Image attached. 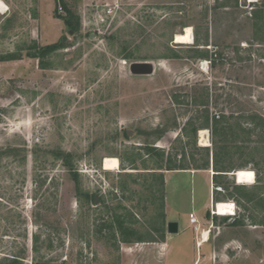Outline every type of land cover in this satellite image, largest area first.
<instances>
[{"label":"rangeland","instance_id":"1","mask_svg":"<svg viewBox=\"0 0 264 264\" xmlns=\"http://www.w3.org/2000/svg\"><path fill=\"white\" fill-rule=\"evenodd\" d=\"M4 1L0 264H124L123 247L137 241H122L117 219L145 242L160 239L166 196L181 228L192 209L203 220L217 173L212 157L209 172L160 170L144 146L199 170L191 154L213 148L212 130L203 128L210 144L202 145L198 129L195 147L189 122H203L206 109L210 125L220 115L264 119V0H107L115 7L104 24L95 21V4L105 0ZM68 10L78 26L66 24ZM187 26L193 42L176 43ZM197 34L207 57L192 49ZM144 60L155 63L154 73L132 74L129 64ZM206 96L205 106L193 100ZM248 120L234 124L224 150L232 171L214 181L215 198L238 209L220 216L232 211L220 204L214 218L240 241L220 264H264V125ZM106 157L119 158L120 169L106 170ZM155 171L165 181L172 171L165 207Z\"/></svg>","mask_w":264,"mask_h":264},{"label":"crops","instance_id":"2","mask_svg":"<svg viewBox=\"0 0 264 264\" xmlns=\"http://www.w3.org/2000/svg\"><path fill=\"white\" fill-rule=\"evenodd\" d=\"M181 171L190 173L209 172L208 169ZM171 172L168 171L166 174V187L168 185V174ZM209 177L210 199L202 204L205 207L206 219H199L193 209L189 212V216L190 213H194L198 218L201 226L200 230L198 232L194 230L193 225L190 223V217L188 226L183 228H181L180 222L177 221L179 224L177 233H168L166 226L164 239L139 241L133 246L123 247V252L126 251L127 254L125 255L124 264H220L221 257L225 255V249L232 248L235 250L240 243L236 236L237 233L231 229L232 227L215 223V217L212 218L209 215V209L215 201H226L222 195H216L218 199L215 198L213 174ZM168 207L166 196V223L176 221V219L169 217ZM213 223L214 225H212ZM206 233L207 235H205ZM227 258L230 259L229 255Z\"/></svg>","mask_w":264,"mask_h":264},{"label":"trees","instance_id":"3","mask_svg":"<svg viewBox=\"0 0 264 264\" xmlns=\"http://www.w3.org/2000/svg\"><path fill=\"white\" fill-rule=\"evenodd\" d=\"M68 16L64 17L66 24L70 25V26H78L79 22L78 20L76 21V23H73V18H74V14L72 13V11L68 10ZM59 16V15H58ZM61 17V16H59ZM201 38L199 37V35L197 34L195 37V43L194 46H192L196 52H200L199 56L200 57H207L208 56V51L204 52L199 45L203 44V45H207L208 43L204 44L200 42ZM62 41L59 43H55L52 45H49L46 49L49 50H55L58 49L59 47L62 46ZM177 56L178 55H174ZM126 57H128L126 55ZM195 103L197 104H203L204 106L207 104L208 102V96H206V99L202 98V99H197L196 97L193 99ZM203 118L204 121L201 122L200 124L197 123H192L189 122V125L191 124L192 126V131L194 134L193 137V145L195 147H197V130L198 129H203V128H210L211 126V130H212V142H213V148H210L208 146H201V147H197L198 149H201L203 152L201 158H196L195 157V152H193L191 154V160H192V164L194 165L195 169H209L210 167V162H211V157H212V163H213V167L214 169L217 171L216 174H214V181L217 182L216 178L217 176H223V175H227V174H223L222 172H229L232 171L231 167H226L224 165V159H225V153L224 150H226L229 146V143L234 139V124L240 125L242 123V121H249L248 119H250L253 123H255V125L257 126H262L264 125V119L258 115V114H252V115H238L235 118L234 123L231 122V117L230 116H226V115H220L219 117L214 116L213 117V121L212 124L210 125V117H209V113H208V109L205 110V112L203 113ZM144 149L146 150L147 154L149 155H153L158 157L157 159V168L156 169H165V170H178V169H190V167L188 166L187 163H185V161L183 160L180 161V163H178L176 161V159H165V152L161 149H159L158 147L154 146L153 143H147L144 146ZM184 155V159L186 157V153H183ZM59 157V156H58ZM186 160V159H185ZM67 163H69V160H66ZM123 164V162L121 163ZM152 176L156 178V181L158 182V184L156 186H158V191L162 193V207H165V201H164V196H165V192H164V186L166 185V181H165V177L163 172H151ZM218 183V182H217ZM240 185H234L235 188H238ZM217 217V216H216ZM117 221L119 222V227L118 229H120L121 231V235H123L122 237V241L124 242H132V238L134 236L135 237V241L139 242V241H145L143 239V236L141 233H139L136 229H134L133 227H129L126 228L124 227V222L120 221L119 219H117ZM160 231V239H164L165 238V228H161L159 229ZM157 239H152L150 241H156Z\"/></svg>","mask_w":264,"mask_h":264},{"label":"bare ground","instance_id":"4","mask_svg":"<svg viewBox=\"0 0 264 264\" xmlns=\"http://www.w3.org/2000/svg\"><path fill=\"white\" fill-rule=\"evenodd\" d=\"M249 1L254 2L256 0H249ZM8 9H9L8 4L4 0H0V13H5ZM193 40H194V37H193V30L191 26H187L184 32L175 34L176 43L188 44V43H192ZM199 136H200V143L202 145L210 144L208 129H200ZM103 166L106 170L120 169V160L117 157H106L103 160ZM220 204L224 206L223 208L225 210H227L228 208L229 209L232 208V211H227L225 215H220V216H227V215L234 213V206L232 202H230L229 204H224L223 201H219V205ZM218 211H219V206H218ZM205 235H207V233Z\"/></svg>","mask_w":264,"mask_h":264},{"label":"built area","instance_id":"5","mask_svg":"<svg viewBox=\"0 0 264 264\" xmlns=\"http://www.w3.org/2000/svg\"><path fill=\"white\" fill-rule=\"evenodd\" d=\"M115 6H113L112 3L110 2H107V0L104 1V3H96L95 4V10H96V14H95V21L98 23V22H101L102 24H104V22H106V19H105V15L106 14H109L111 15L113 13V9H114ZM100 8H102L100 10ZM213 189L215 190H219L220 187H217V186H213ZM230 202L233 203V206H234V213L230 214V215H227V216H236L237 215V204L235 201L233 200H226V201H223L224 204H229ZM218 206H219V201H215L210 209H209V215L213 218L215 216H219L218 214ZM190 223L193 225V228L196 232H198L200 230V224H199V221H198V218L195 216L194 213H190Z\"/></svg>","mask_w":264,"mask_h":264},{"label":"water","instance_id":"6","mask_svg":"<svg viewBox=\"0 0 264 264\" xmlns=\"http://www.w3.org/2000/svg\"><path fill=\"white\" fill-rule=\"evenodd\" d=\"M130 72L134 75H151L155 71V63L153 61H132L129 64ZM234 175V172H233ZM179 230V224L177 221H169L167 223V231L170 234L177 233ZM35 264H48L36 262Z\"/></svg>","mask_w":264,"mask_h":264}]
</instances>
